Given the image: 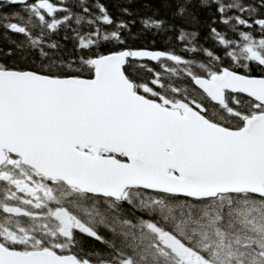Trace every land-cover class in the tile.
<instances>
[{"label":"snow or ice","instance_id":"obj_1","mask_svg":"<svg viewBox=\"0 0 264 264\" xmlns=\"http://www.w3.org/2000/svg\"><path fill=\"white\" fill-rule=\"evenodd\" d=\"M114 8L0 0V264H264V0Z\"/></svg>","mask_w":264,"mask_h":264},{"label":"trees","instance_id":"obj_2","mask_svg":"<svg viewBox=\"0 0 264 264\" xmlns=\"http://www.w3.org/2000/svg\"><path fill=\"white\" fill-rule=\"evenodd\" d=\"M102 3H105L106 5L109 6V11L112 12L113 14H116V10L114 8V5L117 3L123 2V0H101ZM149 0H134V4L136 7L141 6L144 3H148ZM152 2H155V0H152ZM134 31L136 30L135 28L133 29ZM201 36L200 40L201 42L206 46V47H211V41L205 39L206 37V29H201ZM18 38V37H15ZM0 44H2V40H0Z\"/></svg>","mask_w":264,"mask_h":264}]
</instances>
